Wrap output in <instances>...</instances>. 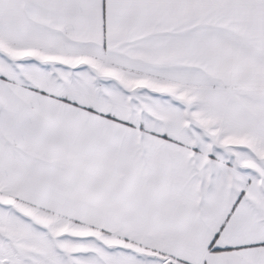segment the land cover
<instances>
[{
  "label": "snow or ice",
  "instance_id": "snow-or-ice-1",
  "mask_svg": "<svg viewBox=\"0 0 264 264\" xmlns=\"http://www.w3.org/2000/svg\"><path fill=\"white\" fill-rule=\"evenodd\" d=\"M0 264H264V0H0Z\"/></svg>",
  "mask_w": 264,
  "mask_h": 264
}]
</instances>
